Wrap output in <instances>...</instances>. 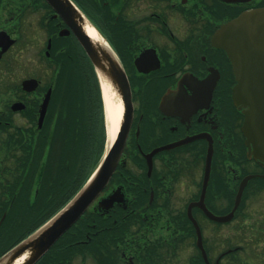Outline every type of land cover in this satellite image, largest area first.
I'll use <instances>...</instances> for the list:
<instances>
[{"label":"flooded vegetation","instance_id":"obj_1","mask_svg":"<svg viewBox=\"0 0 264 264\" xmlns=\"http://www.w3.org/2000/svg\"><path fill=\"white\" fill-rule=\"evenodd\" d=\"M90 1L125 78L113 89L118 131L94 171L109 151L112 168L34 264H264V165L237 99L242 72L263 75L264 35L251 48L230 30L216 40L264 0ZM74 31L46 0H0V257L45 214L43 147L93 67Z\"/></svg>","mask_w":264,"mask_h":264},{"label":"water","instance_id":"obj_2","mask_svg":"<svg viewBox=\"0 0 264 264\" xmlns=\"http://www.w3.org/2000/svg\"><path fill=\"white\" fill-rule=\"evenodd\" d=\"M46 1L70 25L74 26L75 35L95 67L100 81L104 80L111 89L118 88L125 79L122 70L114 55L101 43L93 41L84 31L86 23L81 12L71 0ZM228 30L233 32L234 36L237 35V38L242 34L243 48H251L250 43L245 44V41L254 39L257 33L264 35V9L241 15L230 22L217 33L216 40L220 42L224 32ZM261 44L264 45V40ZM258 65L263 75L257 78L250 77L245 74V71L242 72L237 99L245 108L242 128L247 137V144L248 146L249 143L253 144L254 157L264 165V57ZM110 154L109 151L108 155ZM108 155L78 193L50 220L2 256L0 264H34L42 257L52 244L79 219L107 181L109 167L112 168ZM196 244L203 251L199 234Z\"/></svg>","mask_w":264,"mask_h":264},{"label":"trees","instance_id":"obj_3","mask_svg":"<svg viewBox=\"0 0 264 264\" xmlns=\"http://www.w3.org/2000/svg\"><path fill=\"white\" fill-rule=\"evenodd\" d=\"M89 17L96 19L89 0H73ZM92 4V3H91ZM104 18V17H103ZM74 87V88H73ZM67 91L66 118L50 127V141L43 148L47 157L39 161L41 193L49 197L44 216L35 228L64 206L82 187L94 169L105 143L101 91L95 73L83 66L81 85ZM43 190H48L43 192Z\"/></svg>","mask_w":264,"mask_h":264},{"label":"bare ground","instance_id":"obj_4","mask_svg":"<svg viewBox=\"0 0 264 264\" xmlns=\"http://www.w3.org/2000/svg\"><path fill=\"white\" fill-rule=\"evenodd\" d=\"M84 29L87 35L93 41H97L101 44L105 43L104 40L100 37L98 32L93 27L86 24L84 26ZM102 91H103L104 101L106 104V111L108 114V137L110 142L114 139L118 129V123L121 116V105L117 100L116 101L114 100V92L104 80L102 81Z\"/></svg>","mask_w":264,"mask_h":264},{"label":"rangeland","instance_id":"obj_5","mask_svg":"<svg viewBox=\"0 0 264 264\" xmlns=\"http://www.w3.org/2000/svg\"><path fill=\"white\" fill-rule=\"evenodd\" d=\"M104 121H105V127H106V135H107V138L109 139L108 137V114H107V111H106V104L104 103ZM108 141V140H107Z\"/></svg>","mask_w":264,"mask_h":264}]
</instances>
